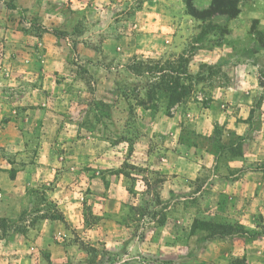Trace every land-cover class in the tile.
Listing matches in <instances>:
<instances>
[{
    "label": "rangeland",
    "instance_id": "rangeland-1",
    "mask_svg": "<svg viewBox=\"0 0 264 264\" xmlns=\"http://www.w3.org/2000/svg\"><path fill=\"white\" fill-rule=\"evenodd\" d=\"M237 1L235 17L201 20L187 13L184 0H0L4 121L24 118L29 107L45 103L76 119L78 136L97 127L104 136L114 134L125 159L107 174L115 180L121 173L129 194L123 205L111 202L105 216L94 211L92 190L83 181L76 228L51 219L62 214L61 204L36 189L21 215L0 219V244L13 231L25 238L24 247H0V264H176V258L180 264H264V247L245 246L254 238L264 243V214L255 211L251 227L220 214L224 177L264 167V158L249 150L253 133L238 135L226 126L228 117L241 119L235 108L245 98L231 102L232 89L246 94L264 86V47L251 32L264 37V0ZM209 3L194 0L199 9ZM175 83L188 93L171 105L167 89ZM262 91L252 96L256 107ZM188 101L195 109L190 114ZM199 111L212 112L201 126L194 122ZM250 116L255 114L244 119ZM29 126L15 121L13 131L25 137ZM24 139L28 144L30 138ZM136 147L135 162H128ZM162 157L183 173L172 188L168 173L156 168ZM232 164L238 167L224 169ZM102 179L106 193V174ZM245 199L229 197L228 205L244 208L250 204ZM40 218L58 223L44 227V239ZM226 224L240 230L243 247H199L221 238L213 234L224 233ZM179 239L180 252L169 247Z\"/></svg>",
    "mask_w": 264,
    "mask_h": 264
},
{
    "label": "crops",
    "instance_id": "crops-1",
    "mask_svg": "<svg viewBox=\"0 0 264 264\" xmlns=\"http://www.w3.org/2000/svg\"><path fill=\"white\" fill-rule=\"evenodd\" d=\"M263 87L262 85H255L247 90L246 94L232 89L229 93V98L232 99L231 102L241 94L239 98L245 97L242 102H238V106L235 108L236 115L242 116L239 120L236 117H228L230 121L226 122V126L238 135L247 134L248 131L253 133L250 139L253 141V146L249 150L256 158L261 159L264 158V96L259 103V107L252 103V96L256 90L259 94L263 93ZM117 105L122 107L123 103L118 102ZM186 105L188 108L190 106V109H187L189 114L194 112V104L188 101ZM109 106L111 109L114 108V105ZM28 110L29 113L24 118L11 115L7 121H4L0 110V145H3L6 150L0 154V219H15L21 215L27 206L33 202L34 193L36 189H39L44 192V197L57 198V202L61 204V212L65 221L71 226L78 228L80 225L79 220L81 219L80 189L85 180H87V185L92 190L90 194L92 207L99 214L108 216L111 202L123 205V202L129 199V194L124 185H122L123 180L120 177L122 174H115V180L113 176L107 174L117 169L125 159L123 158V142L115 144L111 139L116 138L114 134L109 137L104 136L97 127L96 129L91 128L85 134L80 133L83 135L78 136V122L76 119L68 117L64 112H61V108L59 112H54L50 111L45 103H41L40 106H31ZM203 112L199 111L197 113L199 117L194 121L197 122V126H201V123L203 124L206 120L211 119L212 112L210 114L207 113L208 111ZM248 112L250 115L253 112L256 117L250 116L249 119L245 120L244 118H246ZM102 118L108 119L106 117ZM255 119H261V122L258 123L257 120L255 124ZM23 120L30 125L26 130L25 137L19 136L13 131L15 128L13 127L14 122ZM113 121L117 122L116 119ZM110 122L112 120L108 119L107 123ZM257 124L258 126H256ZM252 125H255L254 128L251 127ZM30 136L34 137L31 138ZM24 138H30L28 144L24 142ZM117 141L119 140L117 139ZM137 150L138 148L136 147L132 151L127 158L128 162H135ZM146 155L145 153L143 162L146 160ZM160 156L162 155L160 154ZM162 158L163 161L159 162L156 168L168 173L165 182L170 184L169 188H172L173 182H176L178 177V172L183 173L175 164L166 165L165 157ZM199 167L203 168L200 165ZM235 167L238 166L232 164L225 166L224 169L227 170L229 168V170H232ZM191 168L194 171L193 168L195 167L191 166ZM101 173L106 174V179L108 180L109 187L106 193L103 191L104 182L102 179L103 174ZM263 173L264 167H244L234 176L224 177L223 182L226 189L223 197L226 198V206H223V209L221 208L220 214L225 219L227 218L228 221L233 222L237 220L239 223L249 221L248 226L251 227L253 225L250 224V221L253 220L254 212L259 211L264 214ZM172 175L175 176L173 177ZM116 183L118 185L115 188ZM229 197L233 201L239 198L243 200L246 197L245 200L249 201L250 204L239 209L236 205L234 207L228 205V203L230 204ZM232 204L234 203L232 202ZM39 220L43 224L42 226L40 222L37 223V227L42 226L39 238L44 239L46 236V233H43L44 227H56L58 223L54 220L45 223L43 221L46 220L45 218H40ZM104 220L106 218L102 221ZM31 230H33V227ZM94 232L97 231L94 230ZM239 234L240 232L233 233L215 241L205 240L199 242V247H243ZM7 238L8 241H3L0 247H14V245L24 247L25 238L21 233L10 232ZM180 246L181 239L169 245V247L178 252L181 251ZM245 246L264 247V243H259L258 239L254 238L246 242ZM49 247H54L52 242ZM174 261L176 264L181 263L180 258H176Z\"/></svg>",
    "mask_w": 264,
    "mask_h": 264
},
{
    "label": "trees",
    "instance_id": "trees-1",
    "mask_svg": "<svg viewBox=\"0 0 264 264\" xmlns=\"http://www.w3.org/2000/svg\"><path fill=\"white\" fill-rule=\"evenodd\" d=\"M187 13L192 15L193 17L201 20L208 19L215 15H227L228 17L232 18L235 17L239 12L240 8L238 5L237 0H210V3L207 7L199 9L194 5V0H184ZM251 32L253 34L254 39L262 46L264 47V37L262 33L259 31L251 29ZM167 92L169 94V104L173 105L176 103H179L183 97H185L188 93V91L184 87H180L179 83H175L174 86L170 87V89H167ZM51 219H61L62 221H65L63 215H59L58 217H50ZM222 231L224 233L215 232L213 231V235H216L218 237H224L226 235H230L233 233H239V229H233L232 226L226 224L223 225Z\"/></svg>",
    "mask_w": 264,
    "mask_h": 264
}]
</instances>
